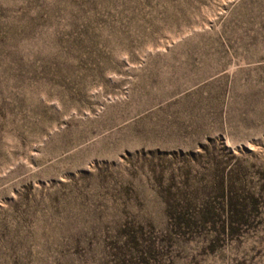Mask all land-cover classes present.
I'll return each mask as SVG.
<instances>
[{
  "label": "rangeland",
  "instance_id": "obj_1",
  "mask_svg": "<svg viewBox=\"0 0 264 264\" xmlns=\"http://www.w3.org/2000/svg\"><path fill=\"white\" fill-rule=\"evenodd\" d=\"M0 264H264V0H0Z\"/></svg>",
  "mask_w": 264,
  "mask_h": 264
}]
</instances>
